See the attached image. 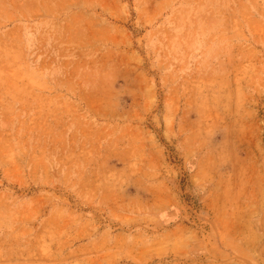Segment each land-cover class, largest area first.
<instances>
[{"label": "rangeland", "instance_id": "1", "mask_svg": "<svg viewBox=\"0 0 264 264\" xmlns=\"http://www.w3.org/2000/svg\"><path fill=\"white\" fill-rule=\"evenodd\" d=\"M0 41V264H264V0H0Z\"/></svg>", "mask_w": 264, "mask_h": 264}, {"label": "bare ground", "instance_id": "2", "mask_svg": "<svg viewBox=\"0 0 264 264\" xmlns=\"http://www.w3.org/2000/svg\"><path fill=\"white\" fill-rule=\"evenodd\" d=\"M41 2V1H40ZM28 3V2H27ZM20 4V3H19ZM31 4V6H33V4L32 3H30ZM45 5H47V3L45 4ZM31 6L29 5V7L31 8ZM48 6V5H47ZM34 7H36V8H38L37 6H33V9L32 10H35L34 9ZM43 8V7H42ZM63 8V7H62ZM21 9V8H20ZM45 9V8H44ZM48 9V8H47ZM51 9V8H50ZM59 9V8H58ZM3 10V9H2ZM63 10V9H62ZM19 11V10H18ZM36 11H37V9H36ZM44 11V10H43ZM35 12V11H34ZM45 12V11H44ZM5 14V13H4ZM7 14V13H6ZM22 15V14H21ZM8 16H9V14H8ZM8 18V17H7ZM12 29V28H11ZM80 29V28H79ZM74 30V29H73ZM10 31V30H9ZM72 31V30H71ZM78 31V30H77ZM75 32V31H74ZM8 33V32H7ZM71 33V32H70ZM69 33V34H70ZM80 33V32H79ZM18 34V33H17ZM77 34V33H76ZM63 36V35H62ZM67 36H69V35H67ZM66 36V37H67ZM7 37V36H6ZM16 38V37H15ZM11 39V38H10ZM67 40H68V37H67ZM70 40V39H69ZM76 41V40H75ZM1 42V41H0ZM64 42V41H63ZM67 42V41H66ZM73 42V41H72ZM5 43V42H4ZM10 44H11V42H10ZM4 48V47H3ZM8 48V47H7ZM18 48V47H17ZM9 50V49H8ZM3 51V50H2ZM8 52V51H7ZM22 52V51H21ZM20 52V53H21ZM15 53V52H14ZM60 53V52H59ZM4 54H5V52H4ZM11 54V53H10ZM16 55V54H15ZM9 57V56H8ZM0 59H2L1 57H0ZM13 61V60H12ZM63 62V61H62ZM66 62V61H65ZM11 64H13V63H11ZM16 65V64H15ZM41 65V64H40ZM3 66H4V64H3ZM77 70V69H76ZM12 73V72H11ZM9 74V73H8ZM1 75V74H0ZM3 77V76H2ZM88 90V89H87ZM3 114V113H2ZM2 124V123H1ZM6 124V123H5ZM198 174V173H197ZM201 175V174H200ZM157 192V191H156ZM156 198V197H155ZM160 199V198H159ZM157 201H158V199H157ZM162 202V201H161ZM159 203V202H158ZM173 233H175V232H173ZM162 239V238H161ZM159 244V243H158ZM159 246V245H158ZM28 247V246H27Z\"/></svg>", "mask_w": 264, "mask_h": 264}]
</instances>
